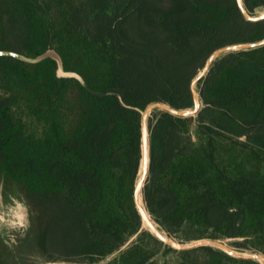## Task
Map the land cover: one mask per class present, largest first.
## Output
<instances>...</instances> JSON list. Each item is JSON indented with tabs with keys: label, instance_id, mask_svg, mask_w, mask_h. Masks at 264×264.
<instances>
[{
	"label": "trees",
	"instance_id": "trees-1",
	"mask_svg": "<svg viewBox=\"0 0 264 264\" xmlns=\"http://www.w3.org/2000/svg\"><path fill=\"white\" fill-rule=\"evenodd\" d=\"M243 3L251 15L264 9ZM263 39L264 18L248 19L239 0H0V49L55 48L85 79L59 77L50 57L0 55V184L32 211L15 250L0 238V264L31 254L96 263L136 234L106 264H161L141 230L142 219L153 225L138 199L142 112L155 101L192 107L215 51ZM198 93L195 115L150 120L145 212L170 236L241 238L264 263V44L221 54ZM184 252L162 264H260L207 244Z\"/></svg>",
	"mask_w": 264,
	"mask_h": 264
},
{
	"label": "rangeland",
	"instance_id": "rangeland-1",
	"mask_svg": "<svg viewBox=\"0 0 264 264\" xmlns=\"http://www.w3.org/2000/svg\"><path fill=\"white\" fill-rule=\"evenodd\" d=\"M241 4H242V2H241ZM245 14H246L247 18L252 19V18H255L257 16L264 15V9L258 8L257 12L253 15H251L245 9ZM223 48H224V51L221 52L220 54H217L209 64L206 63V65L199 70L198 74L194 78L193 87H194L198 97H199V93H198L199 80L202 76H204L207 73L208 69L213 64V62L221 54L227 53V52L232 51V50L242 49V48L236 47L234 45H228V46H225ZM197 102H198V106L202 107V101L200 100V98L197 100ZM193 106H195V104ZM193 106H192V108H194ZM163 107H167V106L164 104L153 105L150 109H148L150 111V113L148 115V118L146 117L145 121H144L143 131L145 128V124H146V130L143 132V150H144V144L146 143L145 146L147 148L148 156H147V162H146L145 167H144L143 176L141 179V187L142 188H143V183H144L145 178H146L147 173H148V166H149V140H148V136H149L150 120L153 117L154 112L156 110H163L162 109ZM145 113H146V111H145ZM195 114L196 113H194L193 115H195ZM143 163H144V158L142 156L141 168L143 167ZM138 182H139V176H138V180H137V185H138ZM10 205H12L13 211L8 212L7 216H4L2 214V212H0V214L3 215V218L5 217L4 221H0V233L5 237V241L7 242L6 245L8 247H10L11 249L15 250L17 248V246L19 245V243L22 240H24L25 237H27L31 233L30 231L32 229V211H31L30 207L27 205V203H25L23 200H21V198H18V197H15L14 202L11 201ZM2 206H3V204L0 205V207H1L0 210L3 211L4 209ZM4 208H5V206H4ZM142 210H143V213L145 214V216H149L145 212V208ZM141 230H147L150 233L148 236H146L144 238L143 243L145 246L150 247L156 251V255L154 258L157 259L161 264L164 263L165 261H170L172 263H177V262L183 261L184 255H185L184 250L186 248L194 247V246L199 245V244H207V245H210L216 249L223 250L229 254L236 255V256L254 255V258L256 259V257H255L256 252L254 250L241 249L235 245L234 242H236L237 240H241V238H227V237L211 238L209 236L210 235L209 232L203 231V230L198 229V228L193 229L194 235L190 238L187 237V232L189 231L188 228H185L176 236H170L159 223L158 224L153 223V225H152L146 221V226H145L143 224V219H142ZM159 236H162V238ZM217 240L221 241L222 243L227 245L230 248V250L228 248H223V247L219 246L217 244ZM137 241H138V235L136 234V235L132 236L126 242V244H124L122 246L121 249H119L116 252L108 255L107 257L103 258L102 260H100L96 263H73V262H67V261H55V260H49L40 254L29 255L28 261L30 262V264H106L109 261H111L112 259H114L115 257H117L118 255H120V253H122L127 247H129L130 245H132L134 242H137ZM167 245H170L173 248V250L168 252V253L165 252V247ZM259 254H261V253H259ZM12 260L17 262V260H15V259H12ZM18 261H19V259H18ZM259 263L264 264L262 262H259Z\"/></svg>",
	"mask_w": 264,
	"mask_h": 264
},
{
	"label": "water",
	"instance_id": "water-1",
	"mask_svg": "<svg viewBox=\"0 0 264 264\" xmlns=\"http://www.w3.org/2000/svg\"><path fill=\"white\" fill-rule=\"evenodd\" d=\"M239 2H240L242 9L245 12V9H244L245 6L243 3V0H239ZM241 2H242V4H241ZM261 18H264V15L257 16V17L252 18V19L256 20V19H261ZM262 44H264V39L261 41H258V42L238 43V44H233V45L236 47H240V48H250V47L259 46ZM223 51H224V48H220L217 51H215L213 53V55L207 61V64H209L217 54H220ZM0 55L12 56V57H15L17 59H20L22 61L29 62V63H38V62H41L42 60H44L46 58H49V57L53 58L57 62V75L59 77H74V78L78 79L82 84H85V79L83 78V76L79 72H77L75 70L65 69L63 57L55 48H48L46 51H44L43 53H41L37 56H29V55H26L22 52H18L15 50L0 49ZM193 83H194V81H193ZM192 87H193V84H192ZM193 91H194V97H195V106H193L194 108L189 107V108H184V109H176L174 107H172V108L171 107H163L162 109L169 111L173 114L179 115V116H188V115H193L194 113H197L201 107L198 106L197 100L199 99V97L197 96V93H196L194 87H193ZM157 104H164V103L161 101L152 102L146 107L145 111L150 109L153 105H157ZM145 111L142 112L143 125H144V121L146 118ZM148 140H149V136H148ZM137 188H138V185H137ZM136 201H137V189H136ZM137 205H138V203H137ZM242 256L254 258V255H242Z\"/></svg>",
	"mask_w": 264,
	"mask_h": 264
},
{
	"label": "flooded vegetation",
	"instance_id": "flooded-vegetation-1",
	"mask_svg": "<svg viewBox=\"0 0 264 264\" xmlns=\"http://www.w3.org/2000/svg\"><path fill=\"white\" fill-rule=\"evenodd\" d=\"M15 197L21 198V200H23L25 203H27L26 199L24 198L22 193H20L18 190H14V191H11V192H5L2 189V184H0V205L3 204L2 207L4 209L3 211L0 210V212H2V214L4 216H7L8 212H12L13 211L12 205H10V203H11V201L14 202ZM4 206H5V208H4ZM0 209H1V207H0ZM2 214H0V221H4V218H5V217L3 218ZM0 238L4 241L5 244L7 243L5 241V237L1 233H0Z\"/></svg>",
	"mask_w": 264,
	"mask_h": 264
},
{
	"label": "bare ground",
	"instance_id": "bare-ground-1",
	"mask_svg": "<svg viewBox=\"0 0 264 264\" xmlns=\"http://www.w3.org/2000/svg\"><path fill=\"white\" fill-rule=\"evenodd\" d=\"M167 106V105H166ZM168 107V106H167ZM150 111L147 110L146 111V117L148 118V115H149ZM147 120V119H146ZM146 130V124H145V128H144V131ZM143 131V132H144ZM145 136V135H144ZM146 138V137H145ZM146 143L144 144V150H143V158H144V163H143V167L141 168L140 172H139V188H138V199H139V204H140V208H141V211L143 212L142 209H144V202H143V194H142V187H141V179H142V176H143V171H144V167H145V164L147 162V156H148V152H147V148H146ZM147 218L152 221L153 223H157L158 222L151 216H147ZM167 236V235H166ZM230 250V248H228ZM257 261H259L257 259ZM261 262V261H259Z\"/></svg>",
	"mask_w": 264,
	"mask_h": 264
}]
</instances>
